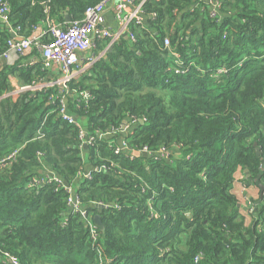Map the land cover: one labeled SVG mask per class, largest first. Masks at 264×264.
<instances>
[{
    "label": "trees",
    "instance_id": "obj_1",
    "mask_svg": "<svg viewBox=\"0 0 264 264\" xmlns=\"http://www.w3.org/2000/svg\"><path fill=\"white\" fill-rule=\"evenodd\" d=\"M6 1L11 23L28 35L46 17L81 18L97 0ZM221 3L210 17L196 0H147L144 11L155 17L130 27L135 40L121 36L67 82L89 93L85 101L66 95L68 112L89 133L134 116L142 123L129 124L128 146H163L165 157L115 154L107 136L80 149L77 127L57 112L59 86L0 99V158L22 146L0 173V264H8L1 251L20 264H99L95 247L109 264H264V191L247 225L232 191L238 167L264 186V0ZM6 36L0 31V53ZM20 59L0 68V95L11 89L10 77L29 85L46 75L40 61ZM86 163L109 168L77 179ZM46 168L100 217L94 246L63 189L25 187Z\"/></svg>",
    "mask_w": 264,
    "mask_h": 264
},
{
    "label": "built area",
    "instance_id": "obj_2",
    "mask_svg": "<svg viewBox=\"0 0 264 264\" xmlns=\"http://www.w3.org/2000/svg\"><path fill=\"white\" fill-rule=\"evenodd\" d=\"M147 0H97L94 4L85 7L83 15L79 19H66L55 21L49 17L42 20L40 24L33 26L30 34L22 32L19 25L11 23L9 18V5L6 0H0V31L7 33L5 38V49L0 53V58H7L9 53H15L19 57H30L24 65H31L35 61L31 58L34 49L40 52L41 70L52 68L57 63L60 69V76L54 79H40L29 85H18L11 87L7 92L0 95V99L5 97H16L23 91H38L44 88L59 86L60 104L58 114L69 124L77 127L78 147L86 149L92 146L96 138L107 136L110 141L108 145L113 153L118 154L121 151L126 153L160 155L166 156L170 151L163 146L156 150H150L146 145L139 148H130L126 139V134L130 133L129 124L138 121L134 116H128V120L123 122L119 128H109L101 130L96 128L93 133H89L82 120L72 116L66 107V95L73 93L74 97L80 100H87L89 93L85 90H69L67 82L78 77L82 72L95 63L109 47L115 43L121 36L126 37L130 42L135 40L134 33L130 27H143L146 18H154L155 13H146L143 5ZM205 3L210 17H218L219 9L222 5L221 0H196ZM202 10V9H201ZM108 12L113 17V26L106 21L105 13ZM170 41L167 36L162 38V46L169 47ZM174 55V53H172ZM37 61V60H36ZM180 63V60L178 61ZM175 72L179 71L177 68ZM224 67L217 69L215 74L224 73ZM260 104L264 107V94L260 99ZM86 146V147H85ZM22 146L12 148L8 153L0 158V173L9 167L18 157ZM137 152V153H135ZM41 152L37 153L38 158ZM115 165L110 163L112 167ZM264 165V164H263ZM105 164L92 165L89 169H81L77 172V179L90 178L91 170L99 171L108 169ZM45 184H51L53 190L63 189L66 195L67 210L78 214L88 228V237L91 245L94 246L98 240V226L93 221V215L88 213L83 207L75 186L67 185L56 173L50 169H45L40 176L31 177L25 187L28 189H37ZM104 206L102 202H98ZM253 202L248 200L246 203V213H252ZM96 256L99 264H109L110 259L106 257L99 247H95ZM3 260L8 264H20L16 256L8 251H1ZM201 255H196L194 261H197Z\"/></svg>",
    "mask_w": 264,
    "mask_h": 264
},
{
    "label": "crops",
    "instance_id": "obj_3",
    "mask_svg": "<svg viewBox=\"0 0 264 264\" xmlns=\"http://www.w3.org/2000/svg\"><path fill=\"white\" fill-rule=\"evenodd\" d=\"M105 17L108 24L113 26V17L111 16V14L106 12ZM29 58L30 57L27 58L19 57L15 53H9L7 58H0V68L3 67L4 65H13L15 64L16 61L18 62L19 59H20V63L27 62ZM31 58H33V61L35 62L36 60L41 62L40 52L37 51V53H33ZM45 73L46 75L42 77L45 80L59 77L60 76L59 65L57 63L53 64L52 68L45 70ZM17 84L18 83L15 80V85H12L11 87H16ZM127 120L128 117L125 119V122ZM84 167L85 169H89L90 167L89 163H86ZM233 177L234 178L232 182V191L236 196L240 213H243L245 215L244 222L247 225L251 221V216H249V214L246 213V206L244 203L247 198L251 200H255V199L258 200L260 198V186H257V184L253 183L252 181H248L247 172H245L244 169H241L240 167L236 169Z\"/></svg>",
    "mask_w": 264,
    "mask_h": 264
},
{
    "label": "water",
    "instance_id": "obj_4",
    "mask_svg": "<svg viewBox=\"0 0 264 264\" xmlns=\"http://www.w3.org/2000/svg\"><path fill=\"white\" fill-rule=\"evenodd\" d=\"M65 18H66L67 20L69 19V17H68L67 15H66ZM138 121H139L140 123H142V119L139 118ZM123 122H125V120H123ZM85 147H86V146H85ZM135 153H137V152H135ZM255 154H256V155H259V154H260V151L258 150V148H255ZM263 164H264V159H262L261 170L264 169V165H263ZM244 171L246 172L247 170L244 169ZM263 191H264V186H260V198L262 197ZM95 207L102 208L103 205L100 204V203H95ZM93 221L97 224V226H98L99 228L102 227V224H101V221H100V217H99L98 215H93Z\"/></svg>",
    "mask_w": 264,
    "mask_h": 264
},
{
    "label": "rangeland",
    "instance_id": "obj_5",
    "mask_svg": "<svg viewBox=\"0 0 264 264\" xmlns=\"http://www.w3.org/2000/svg\"><path fill=\"white\" fill-rule=\"evenodd\" d=\"M10 84H11V86H12V85H15V80H14L13 77L10 78ZM257 186H258V185H257ZM261 186H262V185H261ZM248 200H251V199H248V198H247V199L245 200V203H244L245 206H246V203H247ZM256 200H257V199H255V200H251V201L253 202V205H252L253 210H254V203H255ZM253 210H252V211H253Z\"/></svg>",
    "mask_w": 264,
    "mask_h": 264
}]
</instances>
